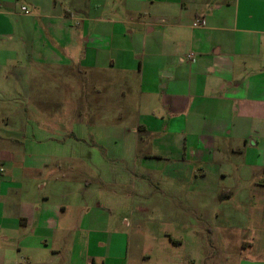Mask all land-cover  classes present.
I'll list each match as a JSON object with an SVG mask.
<instances>
[{
  "label": "crops",
  "instance_id": "obj_1",
  "mask_svg": "<svg viewBox=\"0 0 264 264\" xmlns=\"http://www.w3.org/2000/svg\"><path fill=\"white\" fill-rule=\"evenodd\" d=\"M155 206L264 264V0H0V264H116Z\"/></svg>",
  "mask_w": 264,
  "mask_h": 264
},
{
  "label": "rangeland",
  "instance_id": "obj_2",
  "mask_svg": "<svg viewBox=\"0 0 264 264\" xmlns=\"http://www.w3.org/2000/svg\"><path fill=\"white\" fill-rule=\"evenodd\" d=\"M113 125L111 120L106 122V126ZM160 176L158 173L152 174L154 179ZM124 194L122 204L129 206L130 200ZM153 210L120 219L129 225L120 227L123 235L120 249L116 247L114 251L118 259L116 264H256L259 260L258 253L237 249L233 241L229 246L223 240L220 241L226 235H212L201 230L193 232L188 226L194 222L193 213L167 215L156 206ZM203 218L204 221L211 220L209 217ZM220 243H223L221 248Z\"/></svg>",
  "mask_w": 264,
  "mask_h": 264
},
{
  "label": "built area",
  "instance_id": "obj_3",
  "mask_svg": "<svg viewBox=\"0 0 264 264\" xmlns=\"http://www.w3.org/2000/svg\"><path fill=\"white\" fill-rule=\"evenodd\" d=\"M22 11H23L24 13H28V11H27V9H26L25 7H22ZM200 25H201V21L197 20V21L193 24V27H199ZM188 58H189L190 60H192V59H193V55H189Z\"/></svg>",
  "mask_w": 264,
  "mask_h": 264
}]
</instances>
